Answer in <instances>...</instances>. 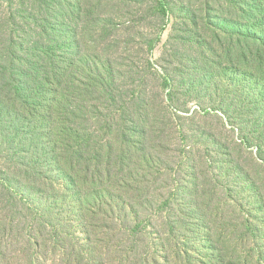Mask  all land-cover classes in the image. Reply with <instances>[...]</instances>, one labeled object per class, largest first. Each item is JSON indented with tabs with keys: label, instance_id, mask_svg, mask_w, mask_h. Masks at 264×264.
I'll return each instance as SVG.
<instances>
[{
	"label": "rangeland",
	"instance_id": "rangeland-1",
	"mask_svg": "<svg viewBox=\"0 0 264 264\" xmlns=\"http://www.w3.org/2000/svg\"><path fill=\"white\" fill-rule=\"evenodd\" d=\"M262 11L0 0V264H264Z\"/></svg>",
	"mask_w": 264,
	"mask_h": 264
},
{
	"label": "trees",
	"instance_id": "trees-1",
	"mask_svg": "<svg viewBox=\"0 0 264 264\" xmlns=\"http://www.w3.org/2000/svg\"><path fill=\"white\" fill-rule=\"evenodd\" d=\"M163 5H164V7L166 6L164 3H163ZM260 21H261V24H263L264 25V11H262V12H260ZM256 80H257V83H258V86L259 87H264V77H262V76H259V75H257V78H256ZM254 82H256L255 80H254ZM58 112V109L56 110V113ZM57 115V114H56ZM57 118H58V120H59V116H57ZM51 125V123L49 124V126Z\"/></svg>",
	"mask_w": 264,
	"mask_h": 264
}]
</instances>
